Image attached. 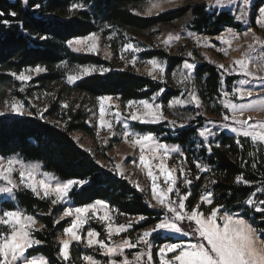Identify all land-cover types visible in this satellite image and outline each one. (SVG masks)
I'll list each match as a JSON object with an SVG mask.
<instances>
[{"label": "trees", "instance_id": "obj_1", "mask_svg": "<svg viewBox=\"0 0 264 264\" xmlns=\"http://www.w3.org/2000/svg\"><path fill=\"white\" fill-rule=\"evenodd\" d=\"M144 1L146 0H27L25 4L22 0H0V10L18 13L16 17L6 14L2 18L9 19L10 25L0 23V84H9L12 94L19 98L30 97L34 89L49 82L56 81L59 84L50 104L42 112L43 119L35 108H30L32 115H0V156L7 158L17 155L25 161L38 162L44 171L60 180L88 181L82 188L74 189L70 202L75 206H82L103 200L121 214L146 217V220L133 226L134 230L152 225L163 217L164 210L152 206L143 191L115 170L103 168L90 151L77 144L71 133L76 130L85 132L88 126L81 103L70 97L71 94L88 97L114 96L127 102L148 99L164 89L160 92L159 99L166 103L177 96L179 90L129 68H117L98 55L73 52L65 43L69 39L96 31L98 19L119 30L136 33L159 22L168 23L179 19L187 11L186 8H180L152 17L134 14L131 9ZM73 3H83L89 8L85 6L71 14L70 6ZM263 3L264 0H256L252 12ZM36 4L40 5L39 9L34 7ZM190 11L191 28L198 33L215 36L226 28H240V22L230 10L208 8L203 3H197ZM40 36H47V39H39ZM121 41L122 44L127 43L125 40ZM110 45L113 52H116V40L113 39ZM140 56L144 59H163L168 72L184 60L182 56L169 55L161 49L142 51ZM63 61L76 65L94 64L103 66L108 71L94 72L77 80L73 85L63 84L61 80L64 75L55 69ZM36 65L46 68V71L31 79L34 86H28L20 92L19 84L11 73L18 74ZM195 73L198 78L206 74L204 84L212 91L220 83V74L214 65L199 64ZM4 95L5 91H0V97L3 98ZM65 104L68 105L67 108L64 107ZM205 120L197 118L180 128H169L164 123H133L132 128L140 133H152L167 145L188 148L186 158L190 169H193L194 162L191 158L196 151L199 152L200 162L208 165L210 169L208 188L213 192L212 205H224L226 210L233 212H247V218L260 230L259 236L264 239V223H261L260 215L242 203L257 187L264 186V166L258 164L256 168H252L253 157L249 156V153L255 152V158L260 161L263 160V152L245 139H239L243 145L241 148L236 143L237 139L224 132L216 135L217 144L211 145L212 153L206 147L192 150L191 147L195 145L193 138ZM243 162H247L246 167L242 166ZM241 172L251 184L234 182L235 176ZM202 181L201 176L188 188L187 191L191 193L188 204H192L199 196ZM257 198L264 199V194L257 193ZM3 207H18L35 215L38 223L46 226L44 230L34 233L35 238L42 243L29 249L28 256L42 255L49 259L50 264H65L57 256L59 243L56 240V233L63 227V223L53 224L59 206L51 209L52 215H46L51 207L49 200L40 199L30 191H20L14 201L4 202ZM181 226L188 231L194 229L193 223L187 220ZM188 239L195 242L196 238L190 235ZM178 240L167 235L159 236L157 241L169 243Z\"/></svg>", "mask_w": 264, "mask_h": 264}, {"label": "snow or ice", "instance_id": "obj_2", "mask_svg": "<svg viewBox=\"0 0 264 264\" xmlns=\"http://www.w3.org/2000/svg\"><path fill=\"white\" fill-rule=\"evenodd\" d=\"M27 3V0H22ZM150 7L146 14H151L153 9H159L160 4L157 0H149ZM252 0H239L238 8L235 7L237 0H215L217 8H224L233 6L234 11H238L236 15L237 20H244L248 15L249 7ZM39 9L40 5H34ZM83 3H73L70 6L71 10L84 8ZM16 17V11L5 12L0 10V23L5 26L11 24L9 19H2L5 15ZM258 25L264 26V5L258 8V17L256 20ZM22 27V24H21ZM232 33V29H227ZM251 32L249 28L244 35ZM191 35V34H190ZM235 34H233L234 36ZM39 39H47V36H40ZM99 36L97 33H89L86 36L75 37L68 40L69 47L74 51L97 52L99 49ZM178 40L179 35L168 34L164 40V44L168 45L172 40ZM258 41V38H257ZM229 45L231 41H227ZM262 49H264V42H260ZM249 52L245 57L234 61V65L239 66L240 74L245 77L257 79L253 72L248 70L250 61L256 60L264 63V50L258 56H253L252 53L256 51L254 45H249ZM124 50H131L138 52L140 49L132 43H125L122 47ZM191 55V53H189ZM121 59H124L123 54ZM136 57L133 56L131 63L134 65ZM151 65L147 70V74L154 80L158 77L155 73L164 75L165 69L162 63L156 59L146 62ZM62 66L67 71V81L73 83L82 79L85 76L91 75L96 71H108V69H97L93 65H76L73 68H68L67 62H62ZM184 69L187 70V75H183L182 82L191 79L192 70L196 67L195 64L184 62ZM224 68V65H220ZM235 70V69H233ZM46 71V68L36 65L32 69H25L20 73H11L22 82L30 81L32 75H26V72L41 73ZM240 87H234L233 94L238 95L243 99L246 96L251 97L252 91L246 89L244 85L250 84V80H241ZM23 91V88H21ZM164 89H160L163 92ZM191 100L197 106L200 105L199 97L194 93H189ZM227 97L229 93L225 92ZM100 102L99 108V126L106 128L109 133L115 135L113 132L112 120L106 119L105 102L112 100V97L101 96L98 98ZM183 100H175L168 105L173 107L177 104H183ZM10 111L19 115L24 114V104L22 101H13L9 104ZM68 107L67 104L64 105ZM127 109V115L119 110V106H115L116 110L112 112V116L117 123H124L125 120L140 121L142 123H156L160 120L166 119L163 115V106L155 103V95L152 97V102L149 100H128L124 106ZM225 107L230 109L232 116H225V120L231 119L233 125L231 131L236 135L250 138V140L260 146L264 147V122H252L251 118L240 119L236 113H243L245 110L252 109V103H226ZM7 113L0 112V115ZM32 115V113H29ZM43 119V114H40ZM175 125V121L171 122ZM184 125H180L183 127ZM224 128H229L230 125L225 123ZM125 129L127 125L125 124ZM98 135V132H97ZM213 135L210 129L204 128L199 131V136L207 137ZM125 141H130L133 146H138L140 151L139 163L147 170L146 174L151 180V196L155 200L154 207H160L164 210L162 218L151 228L143 230L135 238L133 242L131 237H126L119 242L113 240L114 236L121 233H126L132 227L133 221L128 224H117L114 217L111 215L110 206L103 200L95 201L91 204H84L78 207L64 206L59 218L53 221V224H59L61 220L70 218V222L63 228V237L59 239V258L65 264H71L70 249L73 242L83 243L89 249H95L101 252L106 257V261L96 259L93 255L83 254L80 259L84 264H152L153 255L151 237L153 233L170 232L178 233L182 236H193L195 242H179V243H165L159 248V264H264V241L259 238V232L253 223L247 218V212H233L225 209L224 205H215L210 208L209 212L205 214L200 210L201 203L213 204V192L206 191L200 196V203L193 206L191 210H186L185 201L191 193L182 195L177 187L178 177L174 175L176 169H169L166 167L164 160L173 152H178L182 157L183 152H180L179 146L167 145L160 143L152 133L139 134L125 130L123 132ZM238 146L243 148L239 139L236 140ZM219 147V145H217ZM88 151H91L90 149ZM207 151L212 153V146L208 145ZM147 153V154H146ZM253 157L251 167L256 168L258 164L264 166V160L258 161L255 152L249 153ZM159 160L158 163L156 161ZM97 163H100L97 161ZM135 163V161H134ZM199 172L209 171V166L202 164L199 160L195 161ZM159 169L160 175L164 176V183L166 188H161L157 184L159 177L154 175L153 167ZM242 166L246 167L247 162H243ZM121 165H114V170L119 171ZM183 175L185 185H191L192 180L187 178V173L184 168L179 169ZM15 174V175H14ZM121 176L123 171H119ZM196 179H200L197 175ZM0 193L8 194L15 199L16 194L20 191H30L34 196L50 201V209L46 215H52V208L57 205H64L70 201V195L76 188H82L88 181L84 179H67L60 180L55 175L49 172H42L39 163L25 162L17 155L9 156L7 158L0 157ZM234 182L236 184L249 185L252 182L244 178V173L241 172L235 176ZM215 183V181H212ZM135 186L143 191L138 182ZM172 193L177 196L176 200L171 198ZM257 193L264 194V186L257 187L255 191L251 192L242 202L252 212L257 213L261 217V223H264V199H258ZM104 209L103 214H99L100 210ZM90 219H96L101 222L105 228L106 238H101V233L96 229L88 227L86 234H82L84 227L89 223ZM147 218L140 216L137 223L144 221ZM254 219V217H253ZM194 222L195 227L191 231L185 230L181 226L183 221ZM38 221L35 215L29 214L26 211L16 208L15 210H6L0 212V264H50L49 259L42 255H34L29 257L28 250L36 245L42 243L41 240L35 238L34 233L45 229V225L41 224L39 228L36 227ZM143 245V250L135 252L130 259L125 254L126 249H135ZM168 253H172L171 257H167Z\"/></svg>", "mask_w": 264, "mask_h": 264}, {"label": "rangeland", "instance_id": "obj_3", "mask_svg": "<svg viewBox=\"0 0 264 264\" xmlns=\"http://www.w3.org/2000/svg\"><path fill=\"white\" fill-rule=\"evenodd\" d=\"M256 0H252L248 15L244 20H238L240 22L239 29H232V33H229L226 28L221 33L215 36H208L204 33H198L191 28V8L197 3H203L208 8H216L218 10H230L234 16L238 15V11L233 10V6L217 8L211 5H215V0H157L160 4L159 9H153L151 14H146L147 9L150 7L149 0H146L131 9L134 14L143 16V17H152L157 16L159 14L180 9L186 8L185 14L174 21L168 23L159 22L156 25L151 26L149 29H145L139 32H129L128 30H119L115 27L108 25L105 21L98 19L96 26L97 29L94 31L99 36V49L97 52H85V51H74L72 47H69L66 42L65 45L73 52L76 53H85V54H94L98 55L102 59L110 61L117 68H129L134 72L148 76L147 70L151 67V65L146 62L152 59H156L160 63L163 64L165 73L161 76L158 72L155 75L158 77L157 81L166 82L171 87L179 90V94L175 97H172L168 102L163 103L160 101V92L155 93V103L161 104L163 106V115L166 117L164 120H160L156 123H164L169 128H180V125L186 126L190 121L195 120L197 118L206 119L202 127L198 129L196 135L194 136V146H192V150H198L200 147L208 148V145H216V135L220 132H224L228 135L233 136L234 139H245L250 140V138H244L243 136H237L236 133L231 131V126L233 125L231 119L225 120L224 117L227 115L229 117L232 116L230 109L225 107L226 103H252L254 107L249 110H245L243 113H236L238 118L240 119H248L251 118L252 122H264V63L253 60L248 64V70L253 72L257 79H253L251 77H245L240 74L239 66L234 65V61L238 59H242L245 57V54L249 52V45H254L256 51L252 53V55L258 56L259 53L264 50L261 47L260 42H264V26L258 25L256 23L258 17V9L252 12L253 5ZM264 5V3L262 4ZM86 8H89L88 5H85ZM239 0H237V4L235 7L238 8ZM85 8V7H84ZM83 9V8H80ZM77 10H71V14H75ZM53 15V14H52ZM253 15V16H252ZM237 20V19H236ZM251 29V32L248 35H244L248 29ZM93 33V32H92ZM171 33L173 35H179L178 40H172L168 45L164 44V40L167 38L168 34ZM191 34V35H190ZM233 34H235L233 36ZM258 38V41H257ZM74 39V38H72ZM116 40L118 44L116 52H113L110 42L112 40ZM71 40V39H69ZM125 40L127 43H132L134 46L138 47L140 51L133 52L131 50H124L122 53V47L125 44H122ZM227 41H231V44ZM121 44V45H120ZM151 49H161L165 51L169 55H177L182 56L184 60L177 65L172 71L168 72L166 68V62L160 58H151L144 59L140 56L142 51L151 50ZM191 53V55H189ZM123 54L124 59H121V55ZM136 57V62L133 65L131 63L132 57ZM195 64L196 67L199 64H210L216 66L220 74V83L218 84L215 91H212L209 87L205 86L204 80L205 76L198 78L195 73V68L192 70L191 79L188 81L182 82L183 75H187V70L184 69V62ZM67 62V61H63ZM96 66L97 69H107L103 66H97L94 64H88ZM220 65H224V68H221ZM68 68H73L76 64H70L67 62ZM34 68V67H33ZM32 69V68H27ZM55 69L60 71L64 77L61 82L63 84L73 85V83H69L67 81V71L62 66V62L56 65ZM235 69V70H233ZM24 71V70H23ZM45 72V71H44ZM101 72V71H96ZM105 72V71H104ZM43 73V72H41ZM41 73L35 72H26V75H32V78L36 77ZM94 73V72H93ZM15 81L18 82V90L23 92L26 87L34 86L35 84H31L30 81L22 82L18 80L16 77L12 76ZM235 77V78H234ZM232 78H234L232 80ZM153 79V78H152ZM241 80H250V84L244 85L246 89L252 91L251 97H245L243 99L239 98L238 95L233 94L234 87H240ZM23 88V91H21ZM59 88V84L56 81L49 82L43 87H38L34 89L31 93L30 97H16L12 94L9 84H0V91H5L4 97H0V112L7 113L6 115L11 116H24L29 115L30 108H35L39 114H41L50 104L55 91ZM190 92H194L200 100V105L191 100L189 95ZM227 92L229 95L226 97L224 93ZM152 95L148 99L152 102ZM101 97V96H99ZM99 97H88L83 94H71L70 98H75L78 102H80L82 109L86 114V123L88 129L85 132L82 131H73L71 133L74 140L77 144L83 147L86 150H91L90 152L94 155L96 161H99L100 165L106 169H113L114 165H121V169L119 171L124 172V177L135 186V183L138 182L143 188V192L146 194L149 203L153 206L156 204L155 200L151 196V180L147 176V170L143 168L139 163L140 151L138 146H133L130 141H125L123 138V132L125 130L133 133H140L132 128L133 123H142L140 121H133L130 119L125 120L124 123H117L113 116L112 112L116 110L115 106H119V110L122 111L125 116L127 115V109L124 107L126 102H122L118 97H112V100L105 102V112L106 119L112 120L113 122V132L115 135L109 133L106 128H101L99 126V108L100 102L98 100ZM183 100L185 103L177 104L173 107H168L170 103L175 100ZM13 101H22L24 104V114L19 115L17 113H12L10 111L9 104ZM140 101V100H136ZM63 104V102L61 103ZM175 121V125L171 122ZM228 123L230 125L229 128H224L223 125ZM125 124L127 125V129H125ZM145 124H155V123H145ZM183 126V127H184ZM208 128L211 130L213 135L207 137L205 140L204 137L199 136V131ZM98 132V135H97ZM156 137V136H155ZM157 140L166 144L165 142L160 141L159 137H156ZM252 142V141H251ZM253 143V142H252ZM254 144V143H253ZM258 150H262L263 160H264V147H260L256 144ZM172 146V145H170ZM196 148V149H195ZM180 152L184 153L182 157L178 152L171 153L165 160L164 163L167 168L176 169L174 175L178 177L177 179V187L180 190L182 195H186L190 193L187 191L192 184L196 182V176L199 175L203 177V181L199 187V196L195 198L192 204H188L187 200L185 201L186 210H191V208L198 203H200V196L204 194L206 191H210L209 186V171L207 172H199L196 167L195 161H201V156L199 152L196 151L194 156L191 158L193 161V169H190L189 163L186 158L187 149L179 147ZM147 154V153H146ZM1 157V156H0ZM6 158V157H5ZM25 161V160H24ZM135 161V163H134ZM29 163H38L33 161H25ZM159 160L156 161L158 163ZM40 170L42 172H46L42 169L41 164ZM184 168L187 173V178L192 180V184L185 185L183 183L184 176L181 175L179 169ZM118 174L119 171L115 170ZM154 175H157L159 179L157 180V184L161 188H166V184L164 183V176L160 175L159 169L153 167ZM15 175V174H14ZM0 184H3V181H0ZM136 187V186H135ZM137 188V187H136ZM173 200L177 199L175 193L170 194ZM189 197V196H188ZM7 201H14L8 194L0 193V212L6 210H15L14 209H6L3 207V203ZM98 201V200H97ZM94 203V202H93ZM107 203V202H106ZM108 204V203H107ZM109 205V204H108ZM60 207L59 211L56 214V219L59 218L60 214L63 211L64 206H72L70 201L66 202L64 205H57ZM110 206V205H109ZM215 205H209L207 203L200 204V210L207 214L211 207ZM20 209V208H19ZM104 209H101L99 214H103ZM111 215L114 217V221L117 224H128L129 221H133L132 227L127 230L126 233H121L118 236H114L113 240L119 242L120 240L131 237L133 242H135V238L138 234H140L143 230L153 227L158 221L149 225L147 227L134 230L133 226L137 224V219L140 216H130L119 213L115 208L110 206ZM162 218V217H161ZM60 222L63 223V227L56 233V240L59 243V239L63 237V228L68 225L70 222V218H65ZM139 223V222H138ZM194 227L195 224L192 222ZM40 224L37 223L36 227L39 228ZM88 227L96 229L101 233V238H106L105 228L101 222L96 219H90L89 223L85 225L83 233L86 234ZM99 228V229H98ZM170 235L172 237L178 238V241L169 242V243H179V242H188L191 241L189 236L185 237L178 233H170V232H157L153 233L151 242L153 244L152 255L153 262L152 264H159V248L163 246L165 243H158L159 236H167ZM182 238H187L186 240ZM261 241H264L262 237H260ZM143 250V245L138 246L135 249H126L125 254L129 256L131 259L135 252ZM59 253V246L57 251V256ZM71 264H84V262L80 259L83 254L93 255L96 259L101 261H106V257H104L101 252L96 251L95 249H89L83 243L73 242L71 249ZM27 255V254H26ZM172 253H168L167 257H171ZM31 257V256H29Z\"/></svg>", "mask_w": 264, "mask_h": 264}]
</instances>
